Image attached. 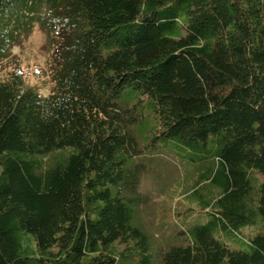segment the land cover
<instances>
[{
    "label": "trees",
    "instance_id": "obj_1",
    "mask_svg": "<svg viewBox=\"0 0 264 264\" xmlns=\"http://www.w3.org/2000/svg\"><path fill=\"white\" fill-rule=\"evenodd\" d=\"M35 26L61 44L47 96L0 78V264H264V0H0V65ZM169 145L211 219L151 253L136 159Z\"/></svg>",
    "mask_w": 264,
    "mask_h": 264
},
{
    "label": "rangeland",
    "instance_id": "obj_2",
    "mask_svg": "<svg viewBox=\"0 0 264 264\" xmlns=\"http://www.w3.org/2000/svg\"><path fill=\"white\" fill-rule=\"evenodd\" d=\"M52 24L55 33L66 27V21L60 19H54ZM60 44L56 35L47 34L35 26L20 43L9 49L6 61L0 65V78H8L11 74L21 76L26 86L34 87L47 96L52 87L49 74L57 61ZM144 113L146 115L147 111L144 110ZM144 122L134 125L137 129L135 138L142 151L152 124L151 118ZM169 146L163 153L154 156L144 153L143 157L136 159L146 171L139 187L142 202L135 210L133 224L149 239L151 253L173 245L184 246L180 233L211 219L208 212L200 211L197 200L188 196L191 189L197 186L194 181L199 165L178 156Z\"/></svg>",
    "mask_w": 264,
    "mask_h": 264
}]
</instances>
